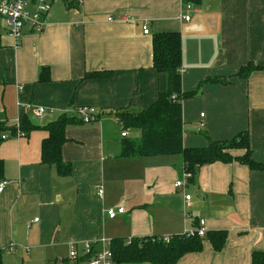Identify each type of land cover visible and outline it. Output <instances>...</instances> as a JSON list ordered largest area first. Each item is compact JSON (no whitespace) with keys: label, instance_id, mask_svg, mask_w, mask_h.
Listing matches in <instances>:
<instances>
[{"label":"crops","instance_id":"1","mask_svg":"<svg viewBox=\"0 0 264 264\" xmlns=\"http://www.w3.org/2000/svg\"><path fill=\"white\" fill-rule=\"evenodd\" d=\"M172 32L182 39L183 92L208 79L227 81L184 101V147L247 132L252 159L264 164V0H201L190 12L183 0H83L70 10L56 1L43 33L27 27L19 42L0 17V123L27 119L39 128L0 139V250L9 264H62L74 245L81 252L100 239L181 236L201 221L207 232H227L224 248L216 252L205 241L177 264H252L255 252L264 253V171L238 162L205 165L184 192L176 188L185 175L181 155L121 157L125 138L115 113H140L167 91L166 75L153 66V37ZM250 64L263 69L238 77ZM44 69L49 81L39 82ZM95 72L112 77L85 79ZM38 107L48 110L43 119L33 113ZM84 107H94L98 121L83 124L76 111ZM63 116L81 122L66 130L69 177L41 162L43 128ZM109 209L124 213L111 220Z\"/></svg>","mask_w":264,"mask_h":264},{"label":"trees","instance_id":"2","mask_svg":"<svg viewBox=\"0 0 264 264\" xmlns=\"http://www.w3.org/2000/svg\"><path fill=\"white\" fill-rule=\"evenodd\" d=\"M64 3L66 9H80L83 0H54ZM201 0H183L184 5H199ZM153 66L159 74L167 77L168 89L161 94L154 105L147 110L134 114L129 111L116 112L120 125L126 130L139 132L138 137L125 138L122 145L123 158H150L156 156L181 155L184 162V172L189 174L191 183L199 170L215 163L230 164L238 162L248 166L251 171H264V164L252 159V150L249 134L241 133L230 141L211 142L206 148H186L183 144L184 121L183 103L195 98L201 89L210 83L227 84L223 79H208L201 83L194 92L182 90V39L180 33H157L153 37ZM263 68L253 64L241 69L238 77L247 79L254 71ZM44 69L39 77V82H48L49 76ZM112 77V72L88 73L85 79H103ZM81 124L78 119L61 117L48 124L43 130L48 132V137L42 142V159L44 165L54 167L62 177L72 175V165L64 161L62 149L68 142L66 130L69 126ZM29 124L27 119L21 123L20 131L26 136L38 130ZM15 135V126L7 127L0 123V139L3 133ZM245 150L242 157H233L231 151ZM4 177V162L0 160V180ZM159 237L133 239L130 243L123 239H116L111 243L117 264H177L179 260L192 253L203 250L204 242L208 241L216 252L222 251L228 235L226 231H210L204 238L187 237L186 235L173 236L170 243ZM5 251L0 250V264L3 263ZM88 258L78 261L66 260L62 264H85ZM252 264H264V253L255 252Z\"/></svg>","mask_w":264,"mask_h":264},{"label":"built area","instance_id":"3","mask_svg":"<svg viewBox=\"0 0 264 264\" xmlns=\"http://www.w3.org/2000/svg\"><path fill=\"white\" fill-rule=\"evenodd\" d=\"M54 0H0V17L5 21L7 25V30L10 36H12L17 42L24 35L25 28H30L33 33H43L48 23V17L52 10ZM195 8L194 4L184 5V9L188 12ZM186 21L190 20V16L184 17ZM143 33L148 35L150 33L147 26L143 27ZM185 71H181L184 74ZM22 90V89H21ZM48 110L45 108H34L33 113L36 118L43 119L47 114ZM52 112V111H51ZM79 119L83 124H92L98 121L99 115L94 107H84L76 111ZM203 117V115H202ZM21 124L15 125L17 132L16 137H24L25 134L20 131ZM204 127V124H201ZM129 136L128 131L123 129L122 138H127ZM9 139V136L3 135L2 140ZM191 176L185 173L183 179L176 184V188L183 190L184 192L189 186V178ZM6 182L0 181V193L4 190ZM98 196L103 198L104 190L103 187L98 188ZM184 199L186 202V207H190L191 196L184 193ZM124 209H109L107 210V215L109 219L113 220L118 214H123ZM187 217V213L185 212ZM38 221V220H36ZM204 221L199 223L197 228L190 231H186L184 235L187 237H200L204 238L207 231L204 227ZM173 237H159L158 241H163L165 243H170ZM131 240L128 241L130 243ZM13 249H9L12 251ZM81 258H88L85 264H117L115 261L114 253L111 249V242L100 239L96 243H85L81 252H79L78 247L74 245L71 248L69 254V260L78 261ZM61 264V263H58Z\"/></svg>","mask_w":264,"mask_h":264},{"label":"rangeland","instance_id":"4","mask_svg":"<svg viewBox=\"0 0 264 264\" xmlns=\"http://www.w3.org/2000/svg\"><path fill=\"white\" fill-rule=\"evenodd\" d=\"M189 122L191 123V126H189L187 129H186V132L189 134H192V115H191V120H189ZM125 129V128H124ZM126 130V129H125ZM129 135H130V138H133L135 137V134H133L132 130H127ZM12 135V134H10ZM9 254L8 253H5L4 254V259H3V263L4 264H9L11 263L12 261L10 260V257L8 256Z\"/></svg>","mask_w":264,"mask_h":264}]
</instances>
